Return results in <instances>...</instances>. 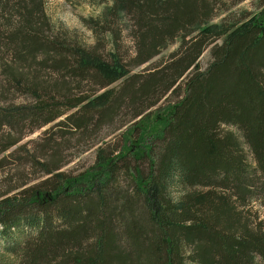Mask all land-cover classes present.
Returning <instances> with one entry per match:
<instances>
[{
    "label": "trees",
    "instance_id": "16d2710c",
    "mask_svg": "<svg viewBox=\"0 0 264 264\" xmlns=\"http://www.w3.org/2000/svg\"><path fill=\"white\" fill-rule=\"evenodd\" d=\"M221 1L111 0L87 22L113 38L107 62L46 34L43 0H0L2 15L17 12L7 36L16 63L41 55L64 80L94 73L99 87L115 85L53 105L39 84L13 76L38 102L0 105V130L66 117L46 132L40 155L28 152L45 179L0 195V264H264V219L250 207L264 206V0L228 33L204 28ZM123 20L135 46L129 63L118 52L123 29L109 31ZM179 38L170 59L134 72ZM123 112L131 124L121 150L99 147L93 165L61 170L65 135L86 144ZM21 140L1 138L0 155Z\"/></svg>",
    "mask_w": 264,
    "mask_h": 264
},
{
    "label": "rangeland",
    "instance_id": "374dc122",
    "mask_svg": "<svg viewBox=\"0 0 264 264\" xmlns=\"http://www.w3.org/2000/svg\"><path fill=\"white\" fill-rule=\"evenodd\" d=\"M111 4V0H43L45 11L44 21L46 23L44 30L46 34L51 37L54 36L56 39H68L76 46L79 44L90 50H95L105 61L111 62L110 50L114 45L113 38L105 32L96 34L87 23L88 20L100 16L106 7L111 6ZM220 5L222 10L219 15L211 22L205 24L204 28L220 26L222 30H227L228 33L236 27L234 25L239 26L244 24L250 17L257 12H261L263 9L262 0H222ZM9 12H13L11 18H9L10 21L7 20L10 16ZM9 12V16L6 14L2 15L0 10V105H8L10 103L14 105H31L38 102V97L29 92L26 87L21 88L18 82H15L13 79L14 75H17V78L20 77L18 78L19 80L23 79L25 85H31L32 83L39 84V88L43 91V93H40V99L50 101L53 105L63 101L65 97H77L80 95L94 97L95 94L99 95L115 87V85L99 87L94 82L95 78L92 76L94 73H87L84 79L81 77H72L64 80L49 65L41 64V55L38 56L36 62L20 60L16 63L15 55L12 54L8 45L7 36L9 33V24L14 22L13 20L17 12L13 8ZM118 25L117 23H113L111 28L102 26L104 27L103 30L109 28V31H111L110 29H123L117 41L118 52L123 61L129 63L135 54L134 41L130 33V24L123 20L120 21V26ZM221 41L222 39L218 40V42ZM182 43L183 39L181 38L175 40L174 43L169 44L153 60L136 67L134 72H142L143 70L161 65L164 61L170 59L172 53L180 49ZM211 60V48L209 47L203 52L200 58V67L203 69L207 68ZM181 84L184 87L185 81L182 80ZM116 85L118 86L119 83ZM168 102L163 101L164 105ZM55 107L54 109L56 111L61 109ZM76 110L73 109L71 111L74 112ZM65 117L66 115L41 127L37 126V123H39V120H37L32 123H22L15 130H10L8 127L0 130V139L8 137L9 135L11 139L22 138L19 143L10 147L0 155V160L4 158V161L0 163V195L8 193L12 188L23 185L25 187L35 185L45 179L43 171L33 164L32 156L28 152L34 153V149L36 151V148L42 143L43 138L46 137V132L51 130L54 132L57 128L53 129V126L60 120H64ZM116 118L118 119L114 121V124L110 128L102 127L98 134L92 136L95 138H92L93 140H90L88 143L91 142L95 145L88 150H86L88 143L80 144L79 140L81 142L84 140L78 136L73 135L69 137V135H65L64 137H67L66 144L68 147L59 150L58 157L67 160L68 164L61 170L69 175H74L93 165L96 161L99 147H107L109 151L116 152L121 150L125 141L123 132L127 130L129 123L131 124V114L123 112L120 116L117 114ZM41 149L43 148H39L36 151L37 155H40ZM143 169L145 172L148 169L145 164L143 165ZM250 207H252V217L258 211L260 219H264V206L261 203L254 202Z\"/></svg>",
    "mask_w": 264,
    "mask_h": 264
}]
</instances>
